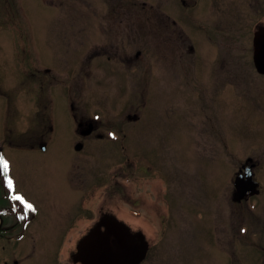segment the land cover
I'll use <instances>...</instances> for the list:
<instances>
[{
    "label": "rangeland",
    "instance_id": "1",
    "mask_svg": "<svg viewBox=\"0 0 264 264\" xmlns=\"http://www.w3.org/2000/svg\"><path fill=\"white\" fill-rule=\"evenodd\" d=\"M260 22L264 0H0V142L15 136L5 152L15 186L54 220L39 232L41 261L68 258L67 224L88 208L117 217L127 243H140L143 230V264L228 262L206 248L212 217L225 228L235 216H264V197L245 207L231 197L246 164L264 185V75L253 64ZM38 69L41 95L25 77ZM71 113L106 136L89 138L78 156ZM45 114L55 136L46 152L32 150L24 140Z\"/></svg>",
    "mask_w": 264,
    "mask_h": 264
},
{
    "label": "flooded vegetation",
    "instance_id": "2",
    "mask_svg": "<svg viewBox=\"0 0 264 264\" xmlns=\"http://www.w3.org/2000/svg\"><path fill=\"white\" fill-rule=\"evenodd\" d=\"M263 23L264 22H260L257 30L264 29ZM211 25L212 24H209V27L207 26L206 28L213 30L214 32L217 31L218 25L215 24L214 29H212ZM203 26L205 27V24ZM110 45L113 47V44ZM196 46L198 49L199 44L196 43ZM105 50L107 51V49ZM194 50L195 45L191 44L189 51L194 52ZM102 54L103 50L101 49L95 51L92 56L99 57ZM139 57L140 54H137L135 60H138ZM106 58L109 61L111 56L108 54ZM118 58H123V56L120 55ZM135 60L126 57L124 62L125 64L130 65ZM37 73L38 76L36 75ZM166 74L168 75L170 72L166 71ZM25 77L37 81L39 95H41L46 89V79L39 74V69L35 73H26ZM170 77L171 76L169 75L167 81L170 80ZM157 82L158 79H154L152 82V84H154V90L157 89L155 88ZM153 96L154 100L152 101V109L155 107V104L160 101V99L157 98L158 95L156 92H153ZM39 100L42 101L41 99ZM70 110H74L73 104H71ZM150 111L148 112L150 113ZM71 116L73 119L75 134L71 135L70 138L73 140V146L77 156L84 153L85 149L88 147L87 140L89 138L96 137L98 140L106 138L103 134L98 133L100 127L98 122L94 120H77V117H74L72 113ZM139 121H142V119L137 115L135 122ZM43 122V124L34 123L31 126L36 133L26 135V139L24 140V143L27 145L26 147H29L32 150L40 149L43 152L48 150V145L52 142V139L55 136V124L52 123L49 127L47 126L46 114L43 116ZM90 127H92V132L88 135H84L83 132L87 131ZM13 139H15V136L7 134L6 138L0 142L2 143V145L0 144V159L6 161L8 164L7 172H4L2 165H0V264H39V260L41 264H45V262L41 261V258L39 257L36 243L38 242L41 227L47 225L48 228H50L51 222L54 220H52L50 216L39 215L40 211L35 206L34 202H31L30 199H26L25 196L17 190L10 169V162L5 153L8 147L14 146ZM5 144L6 149L4 150ZM78 144L82 145V148L79 150L76 149ZM243 169L244 166L240 169V173ZM76 174L77 172L75 168L72 172L73 181H76ZM9 180L12 182L11 187H9L7 183ZM93 186L89 188L88 196H92ZM169 190L170 188L168 186L167 188L157 190V192L154 193V201H157L158 204L159 201H162L165 194L168 196ZM15 191L22 196L23 200L17 201L15 199ZM218 191L219 190H217V193L214 192V194H211L212 197H218ZM231 197L234 204L244 207L248 206L249 203L255 201L257 198L264 197V185L259 183L255 190L239 193L238 186L233 183ZM138 200L142 199L140 198ZM84 203L85 199L81 205L83 208H85ZM168 206L171 212V205L169 204ZM87 209L88 208H85V213L83 215L77 216L67 224V228H69L67 233H69L70 242L72 245L74 244L70 248L68 258H64L60 252L56 253L52 264H61L63 261H65L66 264H98V254L101 251V244L98 241L100 238H113L114 242L117 243L123 240V237H126L127 239L129 238L128 233H126L118 224L117 217H113L110 212L101 210L95 218L92 209ZM162 216L164 217L163 214ZM169 216V214H166L167 220ZM236 218L237 216H235V220H228V226L223 228L222 217H212L209 221L211 231H209L205 237L207 250H209V245H214L215 255H217V253H224L228 257V262H223L216 258L215 260L217 264H264V216L250 215L248 219H245V216H241L240 222L237 221ZM236 223H239L240 225L237 226ZM135 234L138 238H141V241L140 243H134V245L140 246L144 244L142 240L143 230L137 228ZM27 240L32 244V247L28 248L23 246L26 244ZM146 246V250L141 252L137 264H143L144 259L147 257L149 246ZM257 255H261V257L257 258Z\"/></svg>",
    "mask_w": 264,
    "mask_h": 264
},
{
    "label": "water",
    "instance_id": "3",
    "mask_svg": "<svg viewBox=\"0 0 264 264\" xmlns=\"http://www.w3.org/2000/svg\"><path fill=\"white\" fill-rule=\"evenodd\" d=\"M254 64L257 71L264 74V30H261L254 38ZM92 127L83 132L88 135L92 132ZM82 145L78 144L76 149H81ZM248 161H251L249 159ZM254 164L245 167V176L239 175L235 179L238 186V192L253 191L258 184L253 178ZM250 187V188H249ZM123 237L119 243L114 242L113 238H100L98 241L101 244V251L98 254V264H137L138 258L143 251V247H136L126 242Z\"/></svg>",
    "mask_w": 264,
    "mask_h": 264
},
{
    "label": "snow or ice",
    "instance_id": "4",
    "mask_svg": "<svg viewBox=\"0 0 264 264\" xmlns=\"http://www.w3.org/2000/svg\"><path fill=\"white\" fill-rule=\"evenodd\" d=\"M0 165H2L3 171L7 172V170H8L7 162L0 159ZM7 183H8V186L11 187V184H12L11 180L7 181ZM15 199H19V197H15Z\"/></svg>",
    "mask_w": 264,
    "mask_h": 264
}]
</instances>
